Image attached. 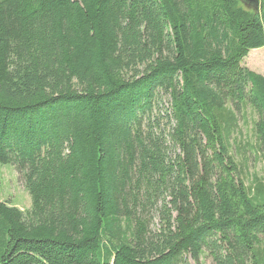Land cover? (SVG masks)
<instances>
[{
  "label": "trees",
  "instance_id": "obj_1",
  "mask_svg": "<svg viewBox=\"0 0 264 264\" xmlns=\"http://www.w3.org/2000/svg\"><path fill=\"white\" fill-rule=\"evenodd\" d=\"M260 47L264 0H0V264H264Z\"/></svg>",
  "mask_w": 264,
  "mask_h": 264
},
{
  "label": "rangeland",
  "instance_id": "obj_2",
  "mask_svg": "<svg viewBox=\"0 0 264 264\" xmlns=\"http://www.w3.org/2000/svg\"><path fill=\"white\" fill-rule=\"evenodd\" d=\"M241 65L264 76V47L250 50L243 58ZM163 104L164 108L167 107L166 100ZM235 140L237 147L235 160L240 167L242 177L248 183L254 176H261L264 167V156L260 153L256 154L254 148H252L255 145V138L250 121L240 122V132ZM0 201L9 202L10 205L21 210L29 208L31 204L30 196L11 164H0ZM153 221L155 226L158 223L157 217H154ZM201 263L212 264L207 257H202ZM190 264L193 263L190 262Z\"/></svg>",
  "mask_w": 264,
  "mask_h": 264
},
{
  "label": "water",
  "instance_id": "obj_3",
  "mask_svg": "<svg viewBox=\"0 0 264 264\" xmlns=\"http://www.w3.org/2000/svg\"><path fill=\"white\" fill-rule=\"evenodd\" d=\"M247 10L258 12L260 0H238Z\"/></svg>",
  "mask_w": 264,
  "mask_h": 264
}]
</instances>
